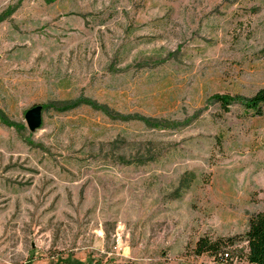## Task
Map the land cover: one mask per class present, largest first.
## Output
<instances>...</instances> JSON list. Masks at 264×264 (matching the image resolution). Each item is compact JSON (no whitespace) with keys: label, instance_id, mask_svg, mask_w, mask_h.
Instances as JSON below:
<instances>
[{"label":"rangeland","instance_id":"obj_1","mask_svg":"<svg viewBox=\"0 0 264 264\" xmlns=\"http://www.w3.org/2000/svg\"><path fill=\"white\" fill-rule=\"evenodd\" d=\"M262 88L264 0H0V264H250Z\"/></svg>","mask_w":264,"mask_h":264},{"label":"trees","instance_id":"obj_2","mask_svg":"<svg viewBox=\"0 0 264 264\" xmlns=\"http://www.w3.org/2000/svg\"><path fill=\"white\" fill-rule=\"evenodd\" d=\"M228 95L216 96L217 102L222 107L228 108L233 100ZM264 105V88L260 89L254 96L246 100V108L253 110L256 114H262ZM247 243V261L250 264H264V213H257L249 219L248 229L244 234ZM233 238H216L201 236L195 243L194 253L197 256L209 254L214 257L220 255L223 261L232 259L229 252H225L229 244H233Z\"/></svg>","mask_w":264,"mask_h":264},{"label":"water","instance_id":"obj_3","mask_svg":"<svg viewBox=\"0 0 264 264\" xmlns=\"http://www.w3.org/2000/svg\"><path fill=\"white\" fill-rule=\"evenodd\" d=\"M42 112L43 106L42 105H35L25 113V120L27 126L31 132H35L42 126Z\"/></svg>","mask_w":264,"mask_h":264}]
</instances>
